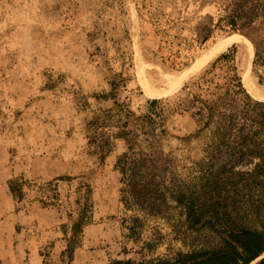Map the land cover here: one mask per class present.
Segmentation results:
<instances>
[{
  "label": "rangeland",
  "instance_id": "374dc122",
  "mask_svg": "<svg viewBox=\"0 0 264 264\" xmlns=\"http://www.w3.org/2000/svg\"><path fill=\"white\" fill-rule=\"evenodd\" d=\"M230 23L264 40V0H0V264L147 263L211 248L219 226L189 230L178 198L204 202L216 185L251 213L260 190L240 173L254 162L200 132V111L235 67L243 89L264 98L255 53L250 68L248 45L230 48L208 83L203 75L155 107L139 85L141 71L185 69ZM250 69L255 94L243 84ZM81 183L93 208L77 228Z\"/></svg>",
  "mask_w": 264,
  "mask_h": 264
},
{
  "label": "trees",
  "instance_id": "16d2710c",
  "mask_svg": "<svg viewBox=\"0 0 264 264\" xmlns=\"http://www.w3.org/2000/svg\"><path fill=\"white\" fill-rule=\"evenodd\" d=\"M240 13V17H243ZM235 19H233V22ZM235 23H230L231 29L236 30ZM255 46V62L253 76L258 83L264 86V40L251 37ZM224 58L227 55L223 56ZM234 73L222 85L217 86L216 99L204 105L200 111V132L212 129L222 142L231 143L236 150V158L240 161L250 160L254 165L251 171L241 172L246 183L258 186L261 197L253 201L248 211H241L235 205L231 195L223 193L220 185L212 188L202 202L197 195L194 199L180 195L178 202L185 207L188 229L198 232L211 225L219 235L220 243L211 248L193 252H179L172 257L160 258L150 262H136L132 260L118 261L116 264H264V103L254 100L242 87V77L235 67ZM208 76L201 79L208 83ZM185 88H188L185 87ZM152 106L157 104L152 103ZM97 120L92 121L94 125ZM258 159L259 163H255ZM238 160V161H239ZM251 164V163H250ZM65 180L64 177L55 179V182ZM82 184V183H81ZM247 186V184L245 185ZM86 191L82 197L85 200L84 208L78 213L75 227L82 228L90 221L89 212L93 208L92 189L82 184ZM79 187V188H81ZM130 188H133L130 185ZM147 189V188H145ZM10 191L17 202L24 197L23 185L19 182L10 183ZM81 189L78 190L80 192ZM139 204V202L137 203ZM208 207L213 212L214 221L203 223L204 211ZM255 217L259 224L250 223L249 216ZM202 224V226H201ZM200 226V227H199ZM157 238H152L146 246L154 249ZM75 239L69 242L63 255L73 262Z\"/></svg>",
  "mask_w": 264,
  "mask_h": 264
},
{
  "label": "bare ground",
  "instance_id": "6f19581e",
  "mask_svg": "<svg viewBox=\"0 0 264 264\" xmlns=\"http://www.w3.org/2000/svg\"><path fill=\"white\" fill-rule=\"evenodd\" d=\"M242 44H247L249 47L252 56L250 68H252L255 53L254 43L239 32L231 30L219 36L202 51L197 59L182 71L156 75L141 71L139 73V85L149 101L159 105L165 104L186 85L208 73L217 64L220 57L230 48ZM250 75L251 69L248 71L243 84L247 87L248 92L254 93L249 83ZM256 96L258 101L264 103V98Z\"/></svg>",
  "mask_w": 264,
  "mask_h": 264
}]
</instances>
